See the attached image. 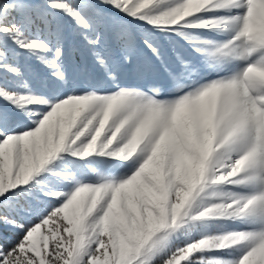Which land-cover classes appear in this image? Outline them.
Listing matches in <instances>:
<instances>
[{
  "label": "snow or ice",
  "instance_id": "snow-or-ice-1",
  "mask_svg": "<svg viewBox=\"0 0 264 264\" xmlns=\"http://www.w3.org/2000/svg\"><path fill=\"white\" fill-rule=\"evenodd\" d=\"M0 264H264V0H0Z\"/></svg>",
  "mask_w": 264,
  "mask_h": 264
}]
</instances>
